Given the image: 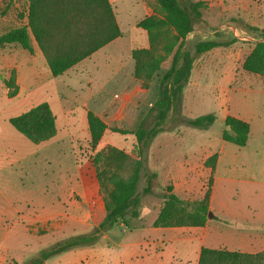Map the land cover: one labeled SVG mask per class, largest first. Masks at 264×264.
I'll return each instance as SVG.
<instances>
[{"label":"rangeland","instance_id":"obj_1","mask_svg":"<svg viewBox=\"0 0 264 264\" xmlns=\"http://www.w3.org/2000/svg\"><path fill=\"white\" fill-rule=\"evenodd\" d=\"M201 1L206 3L202 17L195 25V32L188 35L185 48L193 51L194 44L201 40L235 41L229 46L218 47L196 57L190 83L184 88L177 110L170 112L164 131L191 135L196 133L198 136L193 143L202 142L220 147L224 143L222 132L226 115L229 111L235 113L238 109L243 110L247 105L257 117L255 120L260 119L253 121L254 132L247 147L264 150V94L253 93L248 96L242 90L248 85H264V76L250 74L242 69V63L255 41V36L247 27L264 28V0ZM110 3L117 14L121 36H124V44L119 53L124 52L129 44L130 52L136 48H148V33L142 32L136 24L146 16L162 15L157 0H110ZM29 6L30 0H0V34L14 28H28ZM232 29L237 30V37ZM142 41H145L146 47L142 46ZM32 45V53L19 44L0 46V264H23L42 250L72 238L90 235L99 228L106 212L104 195L97 183L91 158L106 147L125 151L135 158L138 156L139 145L134 132L138 129L140 119L149 113L156 98L159 80L170 68L172 61V56H168L160 70L147 83L137 79L134 70L130 76L124 73L121 77H107L104 72L96 71L89 62L72 67L61 78L46 81L51 80L47 73L49 67L33 35ZM126 56L122 62L124 72ZM132 62L135 69L133 58ZM35 80L42 82L37 89ZM130 80L132 83L129 87L139 88L140 94L138 98L130 100L126 108L124 103L121 104L123 94L116 86L129 84ZM95 82L110 85L109 90L112 91L109 95L103 92L97 95L101 119L110 130L94 146L90 133L82 128L76 115L82 107L91 106L85 99L95 90ZM15 88L18 92L11 97ZM43 102L52 106L50 108L57 118V134L50 144H45L49 140L35 144L15 130L8 120ZM65 110L76 118L65 115ZM209 113L216 115V121L208 129L185 123L175 124L180 117L190 119ZM146 121V126L152 127L154 114H150ZM111 129H125L132 133L120 134ZM9 142L13 143V148L9 147L5 152L4 145ZM226 145L242 149L230 142ZM14 147L20 153V162H14L10 157V149L14 150ZM213 155L199 163L202 170L213 168ZM143 157V166L147 167L148 148ZM156 164L154 157L150 159L149 166L158 168ZM84 177L93 182L95 179V187L90 188L95 196L90 201L83 189L78 187L77 182ZM160 182H165L163 175L160 181L156 179L152 183V193L142 194L147 182L146 177L141 178L138 185L140 215H128L125 221L119 220L113 224L109 222L94 242L54 254L43 264H192L188 260L193 255V247L199 243L189 239L190 232V235L173 239L165 232L151 228L156 227L154 223L159 215L156 213L160 212L164 204L161 197L164 186ZM199 182L202 184V188L198 189L201 190V199L212 187V174L201 178ZM3 215H26V218L20 220L25 232L21 229L18 233V227L12 228L15 221ZM36 215L56 216L53 220L40 222L35 220ZM64 215L95 216L91 224H86L72 219L63 220ZM162 246H167L170 251L177 247L178 259L173 260L169 255L164 260L154 257V252L160 251ZM149 247L155 250L148 257L141 259L135 254V251L143 252Z\"/></svg>","mask_w":264,"mask_h":264},{"label":"trees","instance_id":"obj_2","mask_svg":"<svg viewBox=\"0 0 264 264\" xmlns=\"http://www.w3.org/2000/svg\"><path fill=\"white\" fill-rule=\"evenodd\" d=\"M157 2L162 15L146 16L137 23L138 28L148 33L149 47L136 48L131 52L135 62L134 75L145 83L156 75L166 58L172 56L170 68L159 80V95L152 109L156 112L154 125L149 128L142 122L134 132L139 145L136 158L114 147H106L91 158L104 195L106 212L99 228L90 235L72 238L48 250H42L23 264H43L54 254L80 244L94 242L98 234L108 227L109 222L113 224L119 220L125 221L128 215L137 217L140 214L138 185L143 170L144 150L158 133L164 131V124L170 112L177 110L196 57L214 48L229 46L235 41L201 40L194 44L193 51L187 50V37L195 30L206 3L201 0ZM28 25V28H14L0 34V46L19 44L24 50L32 53L33 35L53 77L63 75L122 35L110 0H30ZM247 29L255 36V41L242 63V69L250 74L264 76V28L248 26ZM6 84L10 85L9 81H6ZM17 92L15 88L10 94L11 97ZM8 121L15 130L35 144L48 141L57 134L56 116L47 102L10 117ZM215 121L216 115L209 113L190 119L180 117L175 124L185 123L208 129ZM224 123L222 139L240 147L245 146L250 136V124L232 115H227ZM88 126L91 143L95 146L104 136L107 124L94 112L89 111ZM112 130L120 134L131 133L124 129ZM212 158L216 163L217 154ZM152 192L149 185L143 189L142 194ZM210 196L211 187L199 200L183 199L173 192L172 185H167L161 195L164 204L154 225L204 226L209 219ZM198 264H264V251L250 254L203 247Z\"/></svg>","mask_w":264,"mask_h":264},{"label":"crops","instance_id":"obj_3","mask_svg":"<svg viewBox=\"0 0 264 264\" xmlns=\"http://www.w3.org/2000/svg\"><path fill=\"white\" fill-rule=\"evenodd\" d=\"M115 1L117 2L118 0H114V2ZM142 32L146 31L143 30ZM194 32L195 30L192 33ZM123 39L124 36L116 38L80 63L89 62V65L95 68L96 71L104 72L105 76L107 77H121L124 76V73L125 76H130L134 70L129 48L130 44L126 47L124 52L119 53L120 47L124 44ZM142 46L146 47L145 41H142ZM124 55H127V65L125 67V72L124 65L122 64ZM84 67L87 66L85 65ZM47 73L51 80L48 79L46 81H53V79L56 80L57 78H61L65 75L53 77L49 68ZM101 83L95 82V90L87 99H85V101L91 104V106L88 105L85 106V108L82 107V109L78 110L76 115L80 119L82 128L88 132V112L92 111L98 117L102 118L101 112L99 110L100 103H98L97 95L100 92L109 95L112 91L109 90L110 85H101ZM131 83L132 81L130 80L129 84H120L116 86L121 91V94H123V102L121 104L124 103V107L126 108L130 104V100L138 98V95L140 94L139 88L134 86L129 87ZM189 83L190 81H188L186 86L189 85ZM34 84L35 88L37 89L42 84V82L35 80ZM242 90L248 96H251L253 93L264 94V85H248ZM158 95L159 84L157 87L155 101L152 104L147 116L140 119L139 126L142 122H145L146 124L147 118L152 113L154 114L155 122L156 112L152 109L158 99ZM92 102L94 103L93 106ZM123 110L125 111V109ZM236 111L237 112L235 113L229 111L227 115H232L247 121L251 126L249 140L245 147H242V149L228 147L226 145L228 142L224 140V143H222L220 147H212L210 144L202 142L193 143V140L197 139L198 136L196 133L191 135L166 131L158 133L147 147L148 165L147 167L143 166V173L141 174V178H143V176L144 178L146 177L147 185L145 187L149 185L152 187V183L156 179L160 181V177L163 175L165 177V182H160L162 186L166 187L167 185H172L174 193L181 198L196 200L200 197L199 192H201V190L198 189L202 188V184H200L199 181H201V178H204L206 175L212 174V187L209 202L210 213L209 219L204 226L151 227L152 229L165 232L170 238L173 239L190 235L188 234L190 232V236L193 238L190 237L189 239H195L199 243L198 246L195 245L193 247V255L191 256V260H188V262H191L192 264H198L200 252L203 247L212 249H226L229 251H238L250 254H256L264 251V150L260 148L251 149L247 147L254 132L253 121L257 117L254 115V113H252L251 110H249L247 105H245L243 110L238 109ZM66 112L67 110L64 111L65 115L76 118L75 115H69ZM116 116L117 115H115L114 118H116ZM69 123L71 122L69 121ZM108 130H110V128L107 126L105 132ZM130 132L132 133V131ZM8 135L10 134L8 133ZM53 139L49 140L45 144H50ZM4 146L6 152L9 147L13 148V143L9 142ZM14 148V150L10 149L12 151L10 157H12L14 162H20V153L17 152L18 149L16 147ZM213 154H217V160L214 167L205 168V170H202L199 163H203L205 159H208ZM153 157L155 158L158 168L149 166L150 159ZM161 172L163 173L160 174ZM154 174L157 176L154 177ZM77 183L78 187L83 189L84 195L89 197L87 200L90 201L91 198L95 196V193L90 189L92 186L95 187V179L93 182V180L89 181V179L84 177ZM158 213L159 211L156 213V215H158ZM55 216L56 215H36L35 220H40V222H43V220H53V217ZM94 216L95 215H64L63 220L65 219L68 221L72 219L80 222H86V224H91V220L94 219ZM3 217L8 220L15 221L12 225V228L18 227V233L21 232V229L22 232H25V227L21 224L20 220L26 218V215H3ZM93 225H96V223L93 222ZM146 250H150V252H147ZM154 250V247H152V249L149 247L143 252L138 250L137 253L135 251V254L140 256L141 259H144L146 256L148 257L149 254H153L152 252H154ZM178 251L179 250L177 247H175L173 251H170L167 246H162L160 251L154 252L156 255L154 257L164 260L167 258V255H169V257L175 260V258H177ZM138 256L136 257L138 258Z\"/></svg>","mask_w":264,"mask_h":264},{"label":"built area","instance_id":"obj_4","mask_svg":"<svg viewBox=\"0 0 264 264\" xmlns=\"http://www.w3.org/2000/svg\"><path fill=\"white\" fill-rule=\"evenodd\" d=\"M232 30H233V29H232ZM232 32H233L234 36H236V37L238 36V32H237L236 29H234Z\"/></svg>","mask_w":264,"mask_h":264}]
</instances>
